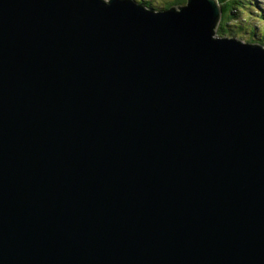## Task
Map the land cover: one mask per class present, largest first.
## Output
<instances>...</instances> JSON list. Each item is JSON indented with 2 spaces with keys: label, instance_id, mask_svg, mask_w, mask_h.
<instances>
[{
  "label": "water",
  "instance_id": "obj_1",
  "mask_svg": "<svg viewBox=\"0 0 264 264\" xmlns=\"http://www.w3.org/2000/svg\"><path fill=\"white\" fill-rule=\"evenodd\" d=\"M217 0H0V264H264V47Z\"/></svg>",
  "mask_w": 264,
  "mask_h": 264
},
{
  "label": "trees",
  "instance_id": "obj_2",
  "mask_svg": "<svg viewBox=\"0 0 264 264\" xmlns=\"http://www.w3.org/2000/svg\"><path fill=\"white\" fill-rule=\"evenodd\" d=\"M152 1V0H151ZM242 0H218L220 8H221V21L219 23V27L217 29V34L220 36H231V37H236L242 40H246V41H253V42H257V44L259 45H263L264 46V28L260 26V31L256 32V28L253 29V27H251L250 33L252 34L251 36H253L254 38H250L251 36L248 33H241L239 31L233 30L232 29V25L234 26H239V25H235L237 24V19L239 14H241L244 9L246 8V6H243L241 4ZM252 1V0H250ZM145 4L149 5L150 7H154V5L149 2L146 3V1H144ZM161 3H163V9H170L173 7H177L178 5H185L187 3V0H161ZM253 4L256 6L257 2L254 1ZM259 6V5H258ZM259 13V12H258ZM260 15L264 14V8H262L261 4H260ZM240 29H242V27H240Z\"/></svg>",
  "mask_w": 264,
  "mask_h": 264
},
{
  "label": "rangeland",
  "instance_id": "obj_3",
  "mask_svg": "<svg viewBox=\"0 0 264 264\" xmlns=\"http://www.w3.org/2000/svg\"><path fill=\"white\" fill-rule=\"evenodd\" d=\"M150 1V0H147ZM157 0H152L153 4L157 5L156 3ZM256 1L257 5L255 6L254 4H250V0H242L241 4L243 6H246L244 9V12L239 14L238 19H237V24L239 26H234L232 25V29L239 31L241 33H248L250 36L252 35L250 33L251 30L256 28V32L260 31V25L264 28V14L260 15V4H262V8H264V0H252V2ZM160 2V1H159ZM218 2V0H217ZM219 3V2H218ZM259 5V6H258ZM259 12V13H258ZM242 27V29H240ZM253 27V29H251ZM255 27V28H254ZM251 39L254 38L253 36L250 37Z\"/></svg>",
  "mask_w": 264,
  "mask_h": 264
}]
</instances>
